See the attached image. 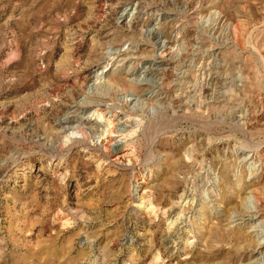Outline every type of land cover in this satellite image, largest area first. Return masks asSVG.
<instances>
[{
  "label": "rangeland",
  "instance_id": "374dc122",
  "mask_svg": "<svg viewBox=\"0 0 264 264\" xmlns=\"http://www.w3.org/2000/svg\"><path fill=\"white\" fill-rule=\"evenodd\" d=\"M262 94L264 0H0V264H264Z\"/></svg>",
  "mask_w": 264,
  "mask_h": 264
},
{
  "label": "bare ground",
  "instance_id": "6f19581e",
  "mask_svg": "<svg viewBox=\"0 0 264 264\" xmlns=\"http://www.w3.org/2000/svg\"><path fill=\"white\" fill-rule=\"evenodd\" d=\"M166 48V47H165ZM165 48H163V49H165ZM170 49V48H169ZM163 53V52H162ZM119 55V54H118ZM205 87V86H204ZM264 94H262V99L264 98V96H263ZM175 113V112H174ZM80 132V131H79ZM85 133V132H84ZM86 135V134H85ZM81 140H83L84 141V139H81ZM111 140V139H110ZM108 148V147H107ZM249 149H250V152H251V154H250V159H253V160H256V161H259V162H261V168L262 169H264V146L263 145H256V146H253V147H250L249 146ZM66 153V152H65ZM115 154V153H114ZM117 157H119V156H117ZM119 159V158H118ZM113 160V159H112ZM115 160H117L116 158H115ZM114 160V161H115ZM113 161V163H115ZM126 167V166H125ZM253 191V190H252ZM253 193H254V198H255V200L257 201V203H259L260 201H261V199H260V197L257 195V193H256V191H253ZM256 215H258V218L261 220L260 222L261 223H263L264 222V214H262V213H256ZM252 216V215H251ZM248 217V216H247ZM250 217V216H249ZM255 218V217H254ZM250 219H251V217H250ZM264 241V240H263ZM263 263V262H262Z\"/></svg>",
  "mask_w": 264,
  "mask_h": 264
}]
</instances>
